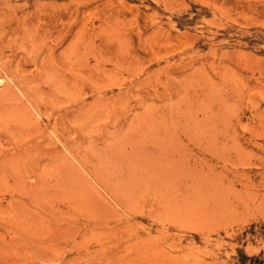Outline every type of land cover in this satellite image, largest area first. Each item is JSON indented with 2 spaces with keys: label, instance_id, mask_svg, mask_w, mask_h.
Here are the masks:
<instances>
[{
  "label": "rangeland",
  "instance_id": "obj_1",
  "mask_svg": "<svg viewBox=\"0 0 264 264\" xmlns=\"http://www.w3.org/2000/svg\"><path fill=\"white\" fill-rule=\"evenodd\" d=\"M0 264H264V0H0Z\"/></svg>",
  "mask_w": 264,
  "mask_h": 264
},
{
  "label": "bare ground",
  "instance_id": "obj_2",
  "mask_svg": "<svg viewBox=\"0 0 264 264\" xmlns=\"http://www.w3.org/2000/svg\"><path fill=\"white\" fill-rule=\"evenodd\" d=\"M171 136V135H170ZM152 137V136H151ZM149 141V140H148ZM121 183V182H120ZM135 188V187H134ZM133 190V189H132Z\"/></svg>",
  "mask_w": 264,
  "mask_h": 264
}]
</instances>
